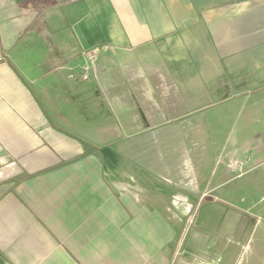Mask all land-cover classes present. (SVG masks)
<instances>
[{
	"label": "crops",
	"instance_id": "0c3cea01",
	"mask_svg": "<svg viewBox=\"0 0 264 264\" xmlns=\"http://www.w3.org/2000/svg\"><path fill=\"white\" fill-rule=\"evenodd\" d=\"M23 1L0 0V264H225L211 210L264 193L232 171L264 0Z\"/></svg>",
	"mask_w": 264,
	"mask_h": 264
},
{
	"label": "rangeland",
	"instance_id": "374dc122",
	"mask_svg": "<svg viewBox=\"0 0 264 264\" xmlns=\"http://www.w3.org/2000/svg\"><path fill=\"white\" fill-rule=\"evenodd\" d=\"M250 110L258 114L255 119L250 120V125L254 124L256 135L232 157V171L236 173L240 184H247L249 180L257 183L256 178L264 172L255 171V176L253 173L256 160H264V102L251 103ZM228 203L213 207L210 215L214 222L211 221L208 230L210 237L218 236L220 244L227 246L225 264H264V193L256 197L249 192L246 195L242 193L240 199ZM219 224L224 225L225 229L220 230ZM230 226L232 227L229 228Z\"/></svg>",
	"mask_w": 264,
	"mask_h": 264
},
{
	"label": "trees",
	"instance_id": "16d2710c",
	"mask_svg": "<svg viewBox=\"0 0 264 264\" xmlns=\"http://www.w3.org/2000/svg\"><path fill=\"white\" fill-rule=\"evenodd\" d=\"M61 0H24L25 5H31L38 14H40L44 8L53 6ZM69 1V0H65Z\"/></svg>",
	"mask_w": 264,
	"mask_h": 264
},
{
	"label": "built area",
	"instance_id": "2783aa9c",
	"mask_svg": "<svg viewBox=\"0 0 264 264\" xmlns=\"http://www.w3.org/2000/svg\"><path fill=\"white\" fill-rule=\"evenodd\" d=\"M96 57H97V54H96L95 49H91L85 53L86 63L83 66V69L85 71V74L83 75L84 80H87L89 78L88 72H89L90 68L93 67V64H94Z\"/></svg>",
	"mask_w": 264,
	"mask_h": 264
}]
</instances>
